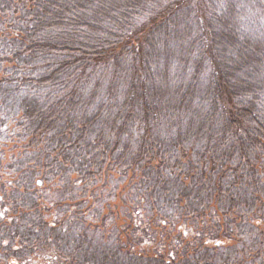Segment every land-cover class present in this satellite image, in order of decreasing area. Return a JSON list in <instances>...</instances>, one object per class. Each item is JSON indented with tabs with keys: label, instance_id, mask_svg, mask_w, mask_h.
Here are the masks:
<instances>
[{
	"label": "trees",
	"instance_id": "trees-1",
	"mask_svg": "<svg viewBox=\"0 0 264 264\" xmlns=\"http://www.w3.org/2000/svg\"><path fill=\"white\" fill-rule=\"evenodd\" d=\"M0 264H264V0H0Z\"/></svg>",
	"mask_w": 264,
	"mask_h": 264
}]
</instances>
